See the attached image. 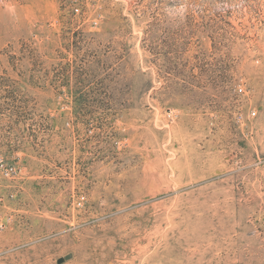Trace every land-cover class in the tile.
I'll list each match as a JSON object with an SVG mask.
<instances>
[{"label":"rangeland","instance_id":"rangeland-1","mask_svg":"<svg viewBox=\"0 0 264 264\" xmlns=\"http://www.w3.org/2000/svg\"><path fill=\"white\" fill-rule=\"evenodd\" d=\"M0 264H264V0H0Z\"/></svg>","mask_w":264,"mask_h":264}]
</instances>
